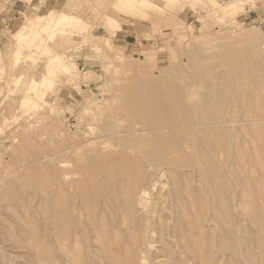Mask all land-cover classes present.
Masks as SVG:
<instances>
[{
	"label": "rangeland",
	"instance_id": "1",
	"mask_svg": "<svg viewBox=\"0 0 264 264\" xmlns=\"http://www.w3.org/2000/svg\"><path fill=\"white\" fill-rule=\"evenodd\" d=\"M132 1L136 2L133 6L125 5L124 0H0V264L52 263L51 253L48 252L50 247H42L39 238L41 228L46 223L50 224L52 217L48 199L45 206L41 205L47 194L44 197L46 192L38 180L42 176L51 177V154L60 150L55 148L59 138L65 137L62 138L67 139L65 146L72 147L68 146V151L75 148L76 154L88 153L96 143H100L101 150L107 153H119L127 148V145H118L123 126L135 124L136 116L141 121L146 118L135 113L137 104L131 99L129 91L143 88L142 83L149 76L161 78L165 83L167 80L166 84L173 86L167 90L178 97L185 92L186 86L202 91L206 88L202 85L204 78L209 79L207 81L212 86L214 81L217 85L214 90L221 94H216V98L222 105L226 104L223 109L227 107V112H231V93L225 81L227 83L232 78V66L243 62L255 63L253 59L258 56L264 58L261 50L264 49V0ZM62 11L75 17L61 18ZM56 29L58 31L54 32ZM241 80L245 81L246 77ZM165 93L168 94L167 91ZM130 116L135 119L131 120ZM193 128L186 129L187 135L194 131ZM235 142L240 143V139ZM80 144L81 147H78ZM255 145L258 146L257 143ZM128 152L133 155L136 150ZM219 155H215L217 160ZM76 163L73 157L64 164L75 172L78 169ZM183 169L187 172L191 170L189 167ZM240 175L249 177L244 194L251 202L244 204L243 208L253 216L242 226L246 228L248 244L244 242L242 245L228 236L229 245L224 248L225 251L219 247L220 243L214 247L213 264H242V252H249L248 245L252 249L250 251L254 250L253 253L257 252L260 257L257 256L256 263L264 259V250L260 248L264 244L261 240L263 237L264 241V230L257 232L264 227V221L258 220L264 218L257 219L256 215L257 208L264 204V187L261 190L263 198L260 196L257 199L252 182L258 179V172H246V175L240 172ZM189 182L187 188L181 179V205L196 207L190 194H197L205 201L213 197L214 192L208 191L198 176L191 177ZM171 183L172 180L164 173L157 179L158 187L152 194L161 200L167 199L173 190ZM230 185L223 188L222 193L228 196L230 202L236 203L243 188L240 185L241 189L239 186L233 189L234 180ZM160 188L162 194L157 195ZM72 194L76 197L74 189ZM212 200L208 203L211 206L214 203ZM258 200L262 204L259 205ZM254 201L256 209L250 207ZM148 203L146 199L145 204ZM217 211L221 213L219 209ZM170 214L165 213L166 216ZM224 216L235 223L234 229L237 228L239 215L226 212ZM206 217H210L209 212ZM249 224L253 230L248 229ZM24 227L27 230L30 227L32 231L25 232ZM214 227V230L213 225L206 228L213 243L224 242L226 223L219 220ZM254 232L259 234L253 235ZM24 233L25 236L21 235ZM258 239L262 242L261 246L257 245ZM76 240L83 243V233L73 236V247ZM161 247L159 243L155 244L148 256L157 257ZM233 247L240 251V262L235 260L237 256H234ZM75 248V253H79L78 247ZM51 249L56 254L54 245ZM44 251L46 253L42 254ZM182 251L185 252L184 257L190 258V251L181 247ZM251 252L248 258L255 260ZM81 253L82 260L71 263L73 253L65 255L60 248L61 264H85V249ZM43 255L44 258L47 255L44 260ZM177 257L179 259V253L175 251L172 260L162 257L156 262L176 264ZM141 264L153 263L144 258ZM186 264L197 263L189 259ZM243 264L255 262L247 259L243 260Z\"/></svg>",
	"mask_w": 264,
	"mask_h": 264
},
{
	"label": "bare ground",
	"instance_id": "2",
	"mask_svg": "<svg viewBox=\"0 0 264 264\" xmlns=\"http://www.w3.org/2000/svg\"><path fill=\"white\" fill-rule=\"evenodd\" d=\"M123 3L133 6L136 2L124 0ZM60 17L72 18L75 16L62 11ZM48 21L46 22L48 23ZM52 26L56 25L52 24ZM57 31L58 29L54 30V32ZM261 50L264 53V49ZM148 62L147 64L150 63ZM253 62L255 63L241 62L242 64L237 63L232 66L234 68L230 73L232 78L230 77L231 79L227 83L225 81L227 90L231 93L229 94L231 107H233L231 112H227V107L223 109L226 104L222 105L223 103L221 104L216 98V94L219 93L214 90L217 86L214 81L213 86L210 85L211 82L207 81L209 79L204 78L202 81V85L206 87L205 90H210L209 92L206 90L210 95L205 90L194 91L184 85L186 86L185 92L181 94V97H178L177 94V96L171 95L170 90H167L171 86L169 82L170 86L166 84L167 80L165 83L161 78H149V76L147 80L143 81L144 87L141 85L143 88L129 91L131 99L137 104L135 113L143 114L146 118L141 121L142 119L136 116V119L139 118L141 121L137 122L130 116L131 120L135 119V124L125 125L123 121L122 124L125 126H123V131L121 130V141L117 144L127 145V148H123L119 153L112 151L107 153L101 150L100 143H96L88 153L76 154L75 148L68 151L69 147H72L65 146L67 139H62L65 137L59 138L60 140L55 142V148L60 150L57 151V154L52 152V162H50L51 158L47 159L50 160L47 162H50L49 166L52 168L51 177L48 179L45 177V179L42 176L38 180L43 191L46 192L44 194L42 191L44 197L47 194V198L41 199L43 202L41 205L45 206L47 201L50 203L47 205L50 206L52 219L48 225L46 223L48 220L44 222L46 225L41 228L42 234L39 235V238L42 247H50L48 252L51 253V264L62 263V255L59 254L60 248L65 255L73 253L70 259L71 263L82 260L81 252L85 249V264H141L144 258L153 264H159L156 259L163 257L172 260L175 251L179 253L176 264H186L189 259L194 260L197 264H213V257L216 254L214 247L219 243V247L222 249L228 247V236L238 240L242 245L244 242L248 244L247 231L242 226L248 218L251 221L253 213L250 214V211L243 208V205L249 204L250 201L249 196L244 194V187L249 185V177H242L240 172H245V175L246 172L249 174L252 171L258 172V179L252 182V188L256 194L254 196H257V199L260 196L263 198L261 190L264 187V58L258 56L257 59H253ZM242 77H246V80L242 81ZM192 127H194V131L187 137L186 129L189 130ZM238 139H240V143L235 142ZM248 140L252 141L247 143ZM252 143L254 145H251ZM78 147H81V144ZM130 149L136 150V153L129 154ZM218 153H220V160L215 158ZM73 157L76 158L78 166L75 172L64 164L67 161L70 162ZM42 161L41 163H43ZM150 166L152 168L147 169ZM185 167H189L191 170L187 172L183 169ZM164 173L172 180L173 190L170 191L171 196L161 200L152 193L155 187H158L157 179ZM193 176H198L208 191L214 192L211 197L214 202L212 206L208 204L211 199L205 201L197 194L189 195L196 202V207H190L187 204L181 205V187H179L181 179L189 188V181ZM28 177L30 178L31 175L29 174ZM232 180H234L233 189L240 185L243 188L236 203L230 202L228 196L226 197L222 193L223 188L231 186ZM34 189L37 192L36 187ZM73 189L76 192V197H73ZM160 194H162L161 188L157 192V195ZM46 199L48 200L46 201ZM146 199L149 200L148 204H145ZM260 203L262 204L259 201V205ZM256 205L257 203L254 201L250 207L253 206L256 209ZM156 206L159 208L156 209ZM218 209L221 213L217 211ZM82 210H85L84 214ZM165 210L171 214L166 216ZM25 212L28 213L29 210ZM208 212L210 217H206ZM226 212L239 215L237 228L234 229L235 223L224 216ZM40 213L43 214V211ZM44 213L47 212L44 210ZM256 215L257 219L264 218V204L257 208ZM219 220L226 223L223 232L224 242L213 243L206 228L213 225L214 230V225ZM251 224L248 229L253 230ZM25 228H23L25 232L31 230L30 227L28 230ZM255 228L257 229V226ZM263 228H261L262 231H257L259 229H255V231L263 232ZM257 232H254L253 235H256ZM81 233H83L84 242L81 243L78 240L74 242V246L78 247L80 251L75 253L76 248L73 247L71 240H73V236ZM38 234L36 238H38ZM21 235L25 236V233ZM156 236L159 238L156 239ZM24 239L25 237H23ZM261 240L264 242L263 237ZM257 242H259L257 245L262 243L259 239ZM157 243L162 246L159 248L157 257L148 256L151 248ZM53 245L56 254L51 249ZM248 246L247 249L251 252V248L249 249L250 246ZM181 247L190 251V258L183 256L185 252H181ZM260 248L264 250L263 243ZM237 249V247H233L234 256H237L234 258L235 260L239 259L236 261L240 262V251ZM45 251L41 253L45 254ZM249 252L247 250L242 252L241 263L243 264V260L250 259L257 264L259 262L256 263L257 252L253 253L255 260L248 258ZM45 258L43 255L42 259ZM260 263H264L263 258L258 264Z\"/></svg>",
	"mask_w": 264,
	"mask_h": 264
}]
</instances>
